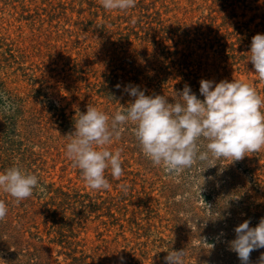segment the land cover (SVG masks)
Instances as JSON below:
<instances>
[{
  "label": "rangeland",
  "instance_id": "374dc122",
  "mask_svg": "<svg viewBox=\"0 0 264 264\" xmlns=\"http://www.w3.org/2000/svg\"><path fill=\"white\" fill-rule=\"evenodd\" d=\"M256 34H264V0H136L126 11L106 10L101 0H0L7 92L0 100V173L17 166L44 187L97 191L105 199L103 210L53 221L39 207L45 192L37 189L18 208L0 191L8 208L0 264H121L120 257L123 264H166L169 250H185L184 264H241L230 242L240 223L252 227L264 218V149L214 167L198 162L174 176L143 154L127 124L108 146L121 150L124 174L116 179L107 169L110 188L91 190L66 145L87 107L110 118L130 107L135 98L126 87L175 103L185 85L203 100L201 80H234L264 98V80L249 61ZM26 149L32 165H24ZM262 253L253 251L250 264Z\"/></svg>",
  "mask_w": 264,
  "mask_h": 264
},
{
  "label": "clouds",
  "instance_id": "9594fccd",
  "mask_svg": "<svg viewBox=\"0 0 264 264\" xmlns=\"http://www.w3.org/2000/svg\"><path fill=\"white\" fill-rule=\"evenodd\" d=\"M101 5L109 11H126L135 7L136 0H101ZM249 53L255 74L264 80V34L251 38ZM199 84L203 100L187 85L176 93L179 99L175 103H169L164 95L147 96L138 86H132L125 91L135 98L134 101L126 109L121 107L113 117L95 107H87L86 113H79L74 123L75 131L69 135L72 138L66 145V156L81 170L87 186L91 190L109 189L107 169L116 179L124 174L121 150L113 151L108 146L114 138H119L122 127L127 124L134 125V135L143 154L174 176L198 162L214 167L217 160H230L231 163L264 149V111H261L264 98L255 88L234 80L218 83L201 80ZM203 141H207L204 150ZM201 180L200 197L205 183L202 176ZM37 189L41 193L45 191L38 177L17 166L0 173V191L16 202L31 197ZM206 206L211 214L210 206ZM7 212L5 201L0 200V221L5 219ZM249 225L250 221L245 220L236 226L235 239L230 242V249L241 264H250L251 253L264 248V218L255 227ZM200 243L209 245L203 238ZM184 257L185 250H169L165 261L166 264H184ZM120 261L123 264V257ZM259 264H264V253Z\"/></svg>",
  "mask_w": 264,
  "mask_h": 264
},
{
  "label": "trees",
  "instance_id": "16d2710c",
  "mask_svg": "<svg viewBox=\"0 0 264 264\" xmlns=\"http://www.w3.org/2000/svg\"><path fill=\"white\" fill-rule=\"evenodd\" d=\"M5 93H7L4 88L2 82H0V100L4 98ZM15 126L16 124L14 123L13 130L11 131V134L15 132ZM27 155V159H24V165L28 163L32 165V162L35 160L29 159L31 156L34 157L33 151L30 149L24 150ZM31 157V158H32ZM29 159V160H28ZM30 167V166H29ZM109 170V169H108ZM45 188V193H42L43 195H48V201L43 203L41 206H39L42 209L41 214L42 215H47V217L53 218V221H56L57 218H60V220H63L68 213H70L72 216L74 214H81L83 217V214L90 212L91 210H97L100 211V209H104L102 206L103 202H105V199H103L100 196V192L96 193H85L81 194L80 191L73 189L72 192L70 189L68 190H63V186H56L54 183H50ZM113 200V198H111ZM7 203V201L5 202ZM109 204L110 201H107ZM14 204L20 208L19 203L14 200ZM7 205V204H6ZM28 209L31 212V218L35 217L37 218L36 215H34L39 209H37V206L33 204L32 202L29 203ZM25 210L20 209L21 215L22 212ZM7 216V215H6ZM24 217V216H23ZM113 218V216H112ZM6 219V220H5ZM3 221H0V228L4 227V225L7 222V218L5 217ZM57 223V222H55ZM259 222L255 223L252 225V227H255ZM7 225V224H6Z\"/></svg>",
  "mask_w": 264,
  "mask_h": 264
}]
</instances>
